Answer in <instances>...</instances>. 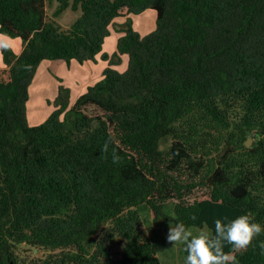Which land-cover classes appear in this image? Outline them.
Returning a JSON list of instances; mask_svg holds the SVG:
<instances>
[{
  "label": "trees",
  "instance_id": "1",
  "mask_svg": "<svg viewBox=\"0 0 264 264\" xmlns=\"http://www.w3.org/2000/svg\"><path fill=\"white\" fill-rule=\"evenodd\" d=\"M54 2L55 15L81 13L65 27L47 13ZM147 9L156 24L142 34L130 15ZM0 33L22 43L1 47L0 264H162L140 208L157 221L169 200L175 224L211 235L216 218L264 226V0H0ZM98 55L101 78L72 104L60 84L30 124L41 63ZM196 189L206 194L190 201ZM23 244L44 253L22 255ZM262 244L264 232L233 252L236 264H264Z\"/></svg>",
  "mask_w": 264,
  "mask_h": 264
},
{
  "label": "rangeland",
  "instance_id": "2",
  "mask_svg": "<svg viewBox=\"0 0 264 264\" xmlns=\"http://www.w3.org/2000/svg\"><path fill=\"white\" fill-rule=\"evenodd\" d=\"M46 9H47L48 15L54 16V18L65 27H68L81 13L80 8H78L76 10H73L71 8H67L64 11H62L60 14L55 15L54 11L56 9V2L51 3V4H47ZM117 19H119V20L116 21V23H117L116 28L115 29L112 28L113 32L109 36L107 42L104 44V50H107V51L111 50V48L114 46V42H115V36L113 35V33L122 30L123 23L125 22L124 18L120 17ZM121 32H123V31H121ZM120 34H122V33H120ZM0 45H7L12 49V51L15 54H18V52L20 50L21 39L19 37H11V36H7L3 33H0ZM110 55H112V53ZM126 57H127L126 54L120 55V61L115 64V66L118 69H122L126 65V63H127ZM113 60L117 61V57L114 56ZM127 60H128V57H127ZM61 62L62 61L58 60L57 63L51 64V68H54L53 72H56V69H57L58 65L61 64ZM99 63H101V62L99 61L98 64ZM0 67H4L1 47H0ZM74 71L75 70H68V67H66V69H65V73L66 74L69 73L68 75H71L72 73H74ZM60 75L58 74V76H60ZM50 82H52V79L50 80ZM64 83H65V81L62 82L63 85H65ZM37 90H38V92H43L44 96H50L49 94H51V93L53 94V92H54L53 90H55V85H54V83L50 84L49 82H47V84L45 83L44 86L40 85V87ZM34 99H35V95H32V97H31V88H30V98H29L30 103L28 101L27 106H28V108H30V110H29L30 115L28 113V115H29L28 121L32 125L42 122L46 118L47 114L50 113L52 110L51 104L49 102H48V104L45 101L43 102V100H44L43 99L41 101V104L38 106V108H39V109H37L38 111L35 112L34 109L36 108V105H34ZM29 104H30V107H29ZM248 138L251 139V141H250L251 142L250 146H251V144L254 141V138L252 135L248 136ZM247 139H246V142H247ZM161 143H162V147L166 148L171 143V138L168 137L166 139H163ZM203 143H205L208 148H216L217 147L213 137H208L206 139V141H203ZM205 194H206L205 189H196L194 191V193L190 196V201H192L194 198H201V197L205 196ZM174 203H175V200H169L165 204L164 212L168 216L167 217H161L157 221L154 220L153 214H152L149 207L144 205L140 208V213H141L142 219L144 221L145 227L148 230L149 234L152 236V238L156 244L157 252H158V255L160 256L162 264H185V258L187 255V253L183 250L185 247L183 244H177L174 247H172V245L169 244L166 240L170 224H173V226L175 225L173 218H172L174 215V211H173ZM188 229L191 230L194 235H198L201 231L207 232L209 235H211V230L206 226H204L202 228L191 226ZM19 253L22 255H29V254L30 255H37V257H40L44 252L39 251L38 249H36V250L29 249L28 246L23 244V245L19 246Z\"/></svg>",
  "mask_w": 264,
  "mask_h": 264
},
{
  "label": "clouds",
  "instance_id": "3",
  "mask_svg": "<svg viewBox=\"0 0 264 264\" xmlns=\"http://www.w3.org/2000/svg\"><path fill=\"white\" fill-rule=\"evenodd\" d=\"M2 47V45H0ZM110 141H106L103 152L109 150ZM113 163H118L120 157L116 150H112ZM195 219V217H193ZM264 232V226L253 222L247 214L225 222L221 218L214 220V235L201 231L194 235L183 223L170 224L166 240L174 247L183 244L187 253L185 264H236L233 252L246 250L253 239ZM230 246L232 251H225ZM261 254H264V244L261 245Z\"/></svg>",
  "mask_w": 264,
  "mask_h": 264
},
{
  "label": "crops",
  "instance_id": "4",
  "mask_svg": "<svg viewBox=\"0 0 264 264\" xmlns=\"http://www.w3.org/2000/svg\"><path fill=\"white\" fill-rule=\"evenodd\" d=\"M130 17L132 18V21H133V27L136 30H139V32L142 34H145V33L149 32L155 28L156 12L153 11V9L152 10L147 9L140 14H132V15H130ZM121 18H124V21L126 19V17H121ZM118 20L119 19H117L116 21H118ZM112 32L113 31H111V34H112ZM120 33L123 34V32H121V31L113 33V35L115 36L114 46L111 48V50H108V51L105 50L109 54L113 53L116 50L117 39L119 36L122 35ZM21 49H22V43L20 45V50L18 53H20ZM60 61H62V62H61V64L58 65L56 72H53L54 68H51V64L57 63L58 60H45V61H43L40 65V67L38 68L37 72H36V75L33 79L32 85H31V97H32V95H35V99H34V105H36V108L34 109L35 112L38 111L37 110V109H39L38 106L41 104V101L43 99H44L43 102L45 101L48 104L49 101H51L55 98V96L58 93V86L60 84H62V82H64V81H65L64 84L70 88V104H72L73 102H75L76 98L82 92H84L86 90V88L89 84H91V83H93V82H95L101 78L103 69L109 63L108 60L101 59L100 55H98L96 62L87 61L84 63H79L76 60H72L70 63H67L65 61L63 62V60H60ZM99 61L101 63L98 64ZM126 61H127V57H126ZM126 65H127V63H126ZM126 65L122 69H119V70H121V71L124 70L126 68ZM66 67H68V70H75L74 73H72L71 75H68L69 73L66 74L65 73ZM114 67H116V66H114ZM58 74L59 75L61 74L60 75L61 77L58 76ZM51 79H52V82H50ZM47 82H49L50 84L54 83V85H55V90H53L54 91L53 94L52 93L49 94L50 96H44L43 92H38V90H37L40 87V85L44 86L45 83L47 84ZM29 103H30V101H29ZM51 106H52V104H51ZM29 107H30V104H29ZM52 109H53V106H52ZM29 110H30V108H28V113L30 115ZM49 114L50 113H48L47 116ZM29 115H28V118H29Z\"/></svg>",
  "mask_w": 264,
  "mask_h": 264
},
{
  "label": "water",
  "instance_id": "5",
  "mask_svg": "<svg viewBox=\"0 0 264 264\" xmlns=\"http://www.w3.org/2000/svg\"><path fill=\"white\" fill-rule=\"evenodd\" d=\"M250 141H251V139L248 138V139H247V142H246V145H247V146H250V143H251Z\"/></svg>",
  "mask_w": 264,
  "mask_h": 264
}]
</instances>
